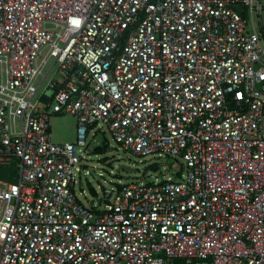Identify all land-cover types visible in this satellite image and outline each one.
I'll list each match as a JSON object with an SVG mask.
<instances>
[{
    "label": "built area",
    "instance_id": "built-area-1",
    "mask_svg": "<svg viewBox=\"0 0 264 264\" xmlns=\"http://www.w3.org/2000/svg\"><path fill=\"white\" fill-rule=\"evenodd\" d=\"M100 121L183 162L87 207ZM0 165V264H264V0H0Z\"/></svg>",
    "mask_w": 264,
    "mask_h": 264
},
{
    "label": "rangeland",
    "instance_id": "rangeland-1",
    "mask_svg": "<svg viewBox=\"0 0 264 264\" xmlns=\"http://www.w3.org/2000/svg\"><path fill=\"white\" fill-rule=\"evenodd\" d=\"M51 95V90L47 91ZM51 139L54 143H75L77 119L68 114H55L50 119ZM83 159L82 171L74 192L79 202L85 206L91 200L98 201L103 197V190L117 187L119 184L131 182H145L162 176H171L170 169L173 162H183L180 157L148 155L142 156L125 151L113 138L112 133L103 122L91 124L88 128L86 146L78 147ZM151 164L147 175L142 176L145 167ZM124 165L135 171L119 167ZM88 171V173H85ZM175 171V170H174ZM151 174L154 177H151Z\"/></svg>",
    "mask_w": 264,
    "mask_h": 264
},
{
    "label": "trees",
    "instance_id": "trees-1",
    "mask_svg": "<svg viewBox=\"0 0 264 264\" xmlns=\"http://www.w3.org/2000/svg\"><path fill=\"white\" fill-rule=\"evenodd\" d=\"M0 177L13 180V176L10 175V167L0 165Z\"/></svg>",
    "mask_w": 264,
    "mask_h": 264
},
{
    "label": "water",
    "instance_id": "water-1",
    "mask_svg": "<svg viewBox=\"0 0 264 264\" xmlns=\"http://www.w3.org/2000/svg\"><path fill=\"white\" fill-rule=\"evenodd\" d=\"M151 166H152V165L149 164L147 167L144 168V170H143V172H142V176H145L146 172L148 171L149 168H151ZM121 168H126L127 170L135 171V169H133V168H129V167H126V166H124V165H121V166L119 167V170H120ZM90 203H93V200H91Z\"/></svg>",
    "mask_w": 264,
    "mask_h": 264
}]
</instances>
